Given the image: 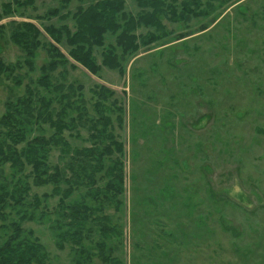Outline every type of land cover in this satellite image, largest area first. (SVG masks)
Returning <instances> with one entry per match:
<instances>
[{
	"label": "rangeland",
	"instance_id": "1",
	"mask_svg": "<svg viewBox=\"0 0 264 264\" xmlns=\"http://www.w3.org/2000/svg\"><path fill=\"white\" fill-rule=\"evenodd\" d=\"M9 1L0 0V58L13 65L26 55L12 38L18 25L35 24L43 31L40 41L55 44L44 27L74 29L72 15L78 6L98 0H72L60 16L49 20L39 17L59 9L63 0H35L8 17L3 4ZM126 1L127 12L143 13L137 1ZM184 1L167 0V4L181 11ZM199 2L200 8L185 9L181 20L162 16L168 36L127 57L121 70L102 66L93 75L81 66L76 70L67 66L53 74L54 83L81 85L88 120L108 117L112 121L109 133L124 145V194L119 196L123 204L119 210L116 203L106 206L102 213L120 233L104 238L96 224L89 222L93 232L90 237L83 234V245L91 258L80 262L78 246L66 244L63 250L58 246L54 227L65 222L58 212L59 197L48 201L43 197L52 193L53 186L32 185L27 205L22 210L8 208V220L0 221V247L14 233L11 223L26 210L35 220L23 222L22 233L33 231L46 249V264H110L98 255L100 243L120 264H264V0ZM62 15L69 18L62 20ZM153 31L141 28L137 33ZM115 41V36H108L105 48ZM55 45L69 57L65 41ZM103 51L95 48L99 65ZM49 60L47 50L39 47L35 70L24 66L15 71L22 85L0 75V120L8 102L27 97L28 86L43 96H56L31 83ZM61 72L66 73L65 80ZM98 85L115 92L103 104L107 108L96 107L100 99L93 90ZM114 100L116 105L111 103ZM61 106L55 100L53 108L58 111ZM76 116V111L69 110L62 118L69 123ZM88 125L65 132L73 148L91 146ZM1 131L5 129L0 125ZM24 131L27 141L54 134L48 124H32ZM49 162L66 164L58 149L51 152ZM111 164L106 161L107 166ZM5 170L10 183L21 177L13 179L10 165ZM101 178L103 173L97 175L95 187L104 189L107 179ZM87 194V188L79 187L66 203L86 201L99 207ZM36 196L43 200L39 210L31 205Z\"/></svg>",
	"mask_w": 264,
	"mask_h": 264
},
{
	"label": "trees",
	"instance_id": "2",
	"mask_svg": "<svg viewBox=\"0 0 264 264\" xmlns=\"http://www.w3.org/2000/svg\"><path fill=\"white\" fill-rule=\"evenodd\" d=\"M34 1L11 0L6 2L3 4L4 14L8 17L16 14L18 8L29 7L34 4ZM79 1L83 3L86 0ZM134 1H137L138 6L143 9L142 14L134 15L127 12L126 0H98L87 7L78 6L72 15L75 22L74 29L69 25L59 27L46 25L44 31L55 44L65 41L68 45L69 57L54 43H42L40 38L43 36V31L33 23L24 22L17 26L12 38L14 43L26 53L25 58L19 59L13 65L5 64L0 58V75L4 74L16 85H22V80L14 75L15 71L24 66L34 71L37 50L39 47L46 49L50 60L40 67L41 76L36 81L32 80L31 83L37 84L39 88L49 93L56 94L54 97H46L41 95L40 91L28 86L27 97L18 98L16 102H8L6 105V113L0 120V125L5 129L0 132V221L8 220V208L22 210L27 205L25 201L27 202L32 185L53 186L52 193L44 194L43 197L46 201L59 197L58 212H61V217L65 222H58L54 227L58 231L56 234L58 246L62 250L65 249L66 244L78 246L81 253L80 262L84 263L91 258L83 245V234L87 233L90 237L93 232L92 226L88 227L89 222L96 224V230L104 238L112 239L114 235L120 233L116 226H111V219L102 213L106 206H113L116 203V210H119L123 204L119 196L124 194L125 174L121 160L124 145L113 133H109L112 121L108 117L100 116L88 120L85 109L86 101L80 93L84 88L81 85L76 88L72 83H54L53 74L59 71V68L67 66H70L72 70L81 66L93 75H98L102 66L121 70L122 63L127 57L137 53L141 47H148L168 36L161 19L162 16L170 21H178L185 14V9L189 12L192 6L196 9L201 6L199 0H191V2L186 0L183 2L182 10L178 11L175 7L169 6L167 0ZM71 2L72 0H63V5L59 9H53L39 19L49 20L60 16L61 11L66 9ZM192 13L198 15L194 11ZM61 17L62 20L69 18L68 15ZM141 28H150L155 31L138 34ZM108 36H115L116 44L105 48ZM95 48H104L101 65L97 64L94 57ZM118 49L121 50V54H118ZM65 75V72H61L63 80H65ZM93 93L101 100L100 102L98 99L97 108L105 107L103 104L115 96L114 91L103 85H98ZM55 100H59V105H62L58 111L53 108ZM111 103L116 105L117 101L114 100ZM114 109L118 111V108ZM69 110L76 111L77 116L68 123L62 116ZM119 111L121 112V109ZM118 120L122 124L121 116ZM82 123L89 124V139L92 144L90 147L73 148L66 139L65 132L76 130ZM32 124H48L54 129V134L49 138L36 136L27 141L24 130ZM24 143L25 147L19 150L17 147ZM54 149L60 151L61 159L66 162L65 166L50 164L49 157ZM116 153L120 157L113 158ZM107 160L112 161V164L107 166ZM6 165H10L14 180L17 175L21 176L17 182L16 180L13 183L8 181ZM28 167L31 168V173L25 174ZM101 173L104 175L101 179H107L104 189L95 187L97 175ZM30 179H32V184L29 182ZM79 187L87 188V196L90 195L91 199H96V203H100L99 207L89 205L86 201L67 204L66 201ZM42 204L43 200L38 196L34 197L31 203L36 210L43 208ZM100 212L101 215L98 216ZM27 220H35V215L29 216L25 210L22 211L17 222L11 223L10 226L14 229V233L0 247V264H46L48 258L46 249L39 239L34 237L33 231L27 233L26 236H24L26 233H22L21 224ZM98 255L105 263L120 264L117 258L107 253L104 243L99 244Z\"/></svg>",
	"mask_w": 264,
	"mask_h": 264
}]
</instances>
